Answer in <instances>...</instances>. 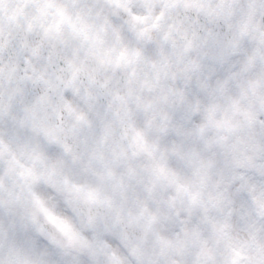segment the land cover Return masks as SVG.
<instances>
[{
	"label": "clouds",
	"instance_id": "1",
	"mask_svg": "<svg viewBox=\"0 0 264 264\" xmlns=\"http://www.w3.org/2000/svg\"><path fill=\"white\" fill-rule=\"evenodd\" d=\"M0 264H264V0H0Z\"/></svg>",
	"mask_w": 264,
	"mask_h": 264
}]
</instances>
